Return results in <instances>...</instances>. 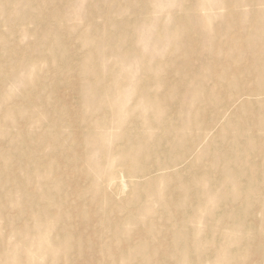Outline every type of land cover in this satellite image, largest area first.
I'll return each instance as SVG.
<instances>
[{
	"label": "bare ground",
	"instance_id": "1",
	"mask_svg": "<svg viewBox=\"0 0 264 264\" xmlns=\"http://www.w3.org/2000/svg\"><path fill=\"white\" fill-rule=\"evenodd\" d=\"M128 1L0 0V264H258L264 0Z\"/></svg>",
	"mask_w": 264,
	"mask_h": 264
},
{
	"label": "rangeland",
	"instance_id": "2",
	"mask_svg": "<svg viewBox=\"0 0 264 264\" xmlns=\"http://www.w3.org/2000/svg\"><path fill=\"white\" fill-rule=\"evenodd\" d=\"M111 0H83V3H80L79 5H78V9L81 11V12H83V10H88L89 8H91V7H95V6H98L99 4H101V5H106L108 2H110ZM145 0H135V2L137 3V4H141V3H143ZM169 2H177V0H168ZM153 2H156V0H153ZM123 5H129V4H131V2L130 1H128V0H122V2H121ZM259 6L260 7H264V3H262V2H260L259 3ZM2 7V5L0 4V8ZM243 7V9H247L248 8V6H242ZM209 12H211V11H209ZM209 14V13H208ZM77 21H79L80 23H84V20L83 19H81V18H79L78 20H73L72 22H77ZM17 23H23V22H21V21H16ZM29 26L30 27H38L39 26V24L38 25H36L35 26V24L34 23H29ZM42 29V27H40V30ZM0 31H7V27L5 26V25H3L2 23H0ZM22 44H25L24 45V48L25 47H27L28 48V46H29V43H26V42H23ZM14 45V44H13ZM17 46H19V45H17ZM71 47H75V45L74 44H71ZM103 58H104V55L103 54H101L100 55V57H99V60H103ZM206 69H208V68H206ZM209 71H205V73H208V72H210V67H209V69H208ZM54 81H55V79H54ZM54 81L53 82H51V83H54ZM261 84H264V78H263V80L261 81ZM13 88H14V90H16V91H18L19 90V88L16 86V85H14L13 86ZM56 91H58L57 92V94L59 95V94H62V93H64V94H66L67 96H69L70 98H74L75 97V93L73 92V90H70V89H66V88H57V90ZM215 109V108H214ZM212 107L211 108H209V111H213L214 110ZM263 117H264V115H263ZM67 125H65V127H62V132L63 131H68V129L69 128H67L66 127ZM30 131H32L33 132V130H32V128H28ZM193 134L191 133V131L189 132V136H188V138H189V140H192L193 139ZM251 146V145H250ZM48 150V149H47ZM47 150H45V151H47ZM177 152L178 151H176V153L175 154H177ZM62 153L64 154V152H63V150H62ZM251 160L253 159V161L254 162H256V163H258V164H262V165H264V155L261 157V158H256V157H249ZM160 160L161 159V156L159 155V154H157V155H155V157H154V160ZM84 167L87 169V171L88 172H91V171H93V166H91V165H88V164H86V162H85V164H84ZM73 172L74 171H71L70 172V174H72L73 175ZM70 181H74V180H72V179H70ZM72 186V190L69 192V190H68V188L66 189V192H67V194H68V196L69 197H71V196H73L74 195V197L70 200V204L72 205V207L74 208L75 207V209H76V217H75V219H76V221L74 222V227H75V231H77V232H80V231H84V230H86L88 227H87V219L85 218V216L87 215V214H90V217L91 218H94V219H100V214L105 210H109V204H107V208H105L104 206H103V204H97V203H95L94 201H93V199H87L85 202H86V204L85 205H83L84 204V202L83 201H79V199L75 196L76 194H75V186L74 185H71ZM91 186L92 185H90L89 183H88V185L87 186H84L82 189L84 190V191H87V190H89L90 188H91ZM56 189H57V186H56ZM123 190H124V188H123ZM130 190H125L124 192H122V195H124L125 193L127 194L128 192H129ZM77 192L79 193V191L77 190ZM80 202V203H79ZM82 205V206H81ZM131 205L134 207V212L139 216V213L143 210V209H145L144 208V206H143V204L140 202V201H133V202H131ZM114 210H112V212H113ZM123 214H124V211H122L121 209H119L118 210V215L119 216H123ZM81 216H84V218H83V220H82V218H81ZM150 218L151 217H149V216H147V215H145V214H141L140 215V217L138 218V220H136V222H131V221H129V215H128V213H127V211H125V216H124V219L127 221L126 222V224L125 225H127V227L129 228V229H132V230H134V231H137L140 227H141V224H139V223H142V222H148V223H152V221L150 220ZM152 219H154V218H152ZM0 222H1V224H3V222H4V220H0ZM100 223V221H98V224ZM76 224L77 225H79V226H76ZM5 226H7V229L9 230V224L8 223H5L4 224ZM92 227V226H91ZM90 227V228H91ZM1 229V228H0ZM137 234V233H136ZM137 235H139V234H137ZM86 236H91V233L89 232V231H87V234H86ZM108 240L110 241V242H112V239L109 237L108 238ZM153 242V243H156L157 242V239H150V242ZM113 243L114 244H119V241H117V240H115V241H113ZM251 256H252V260L255 262V263H258V264H264V257L263 258H259V257H255V255L252 253L251 254ZM185 264H188V263H185Z\"/></svg>",
	"mask_w": 264,
	"mask_h": 264
}]
</instances>
